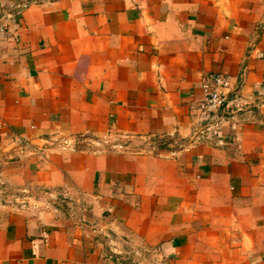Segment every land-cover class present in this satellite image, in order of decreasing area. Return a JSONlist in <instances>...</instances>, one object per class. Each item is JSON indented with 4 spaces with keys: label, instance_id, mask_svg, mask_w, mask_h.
I'll use <instances>...</instances> for the list:
<instances>
[{
    "label": "crops",
    "instance_id": "1",
    "mask_svg": "<svg viewBox=\"0 0 264 264\" xmlns=\"http://www.w3.org/2000/svg\"><path fill=\"white\" fill-rule=\"evenodd\" d=\"M0 23V264H264V0H0ZM212 72L249 105L207 129ZM109 134L128 149L46 141Z\"/></svg>",
    "mask_w": 264,
    "mask_h": 264
},
{
    "label": "built area",
    "instance_id": "2",
    "mask_svg": "<svg viewBox=\"0 0 264 264\" xmlns=\"http://www.w3.org/2000/svg\"><path fill=\"white\" fill-rule=\"evenodd\" d=\"M5 31V25L0 23V33ZM232 79L229 75L223 72H212L207 75L202 84L203 97L199 100L194 107V111L206 121L207 129H212L214 121L219 119L221 115L233 114L237 111H241L249 103L240 95L233 94ZM129 136L116 135L115 138L112 135H105L104 137L95 138L93 136L82 135L78 137H66L60 136L58 138L47 139V142L51 144H57L62 149H85L88 146L91 147H103L106 145L107 149L115 152L126 151L129 147ZM194 141V138L192 139ZM22 144L32 147L28 139L25 138L21 142ZM96 150V149H95ZM13 202L22 208L38 207V202L33 201V196L30 189H25L21 194H17ZM43 237L45 240L49 238L48 233L44 232Z\"/></svg>",
    "mask_w": 264,
    "mask_h": 264
},
{
    "label": "rangeland",
    "instance_id": "3",
    "mask_svg": "<svg viewBox=\"0 0 264 264\" xmlns=\"http://www.w3.org/2000/svg\"><path fill=\"white\" fill-rule=\"evenodd\" d=\"M15 196H16V195L14 194V195H13V199H14Z\"/></svg>",
    "mask_w": 264,
    "mask_h": 264
},
{
    "label": "water",
    "instance_id": "4",
    "mask_svg": "<svg viewBox=\"0 0 264 264\" xmlns=\"http://www.w3.org/2000/svg\"><path fill=\"white\" fill-rule=\"evenodd\" d=\"M32 195H34V193H32Z\"/></svg>",
    "mask_w": 264,
    "mask_h": 264
}]
</instances>
